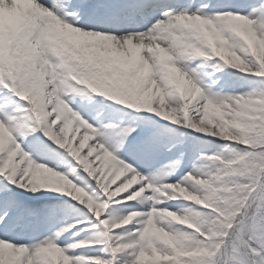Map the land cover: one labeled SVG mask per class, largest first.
<instances>
[{
	"label": "snow or ice",
	"instance_id": "obj_1",
	"mask_svg": "<svg viewBox=\"0 0 264 264\" xmlns=\"http://www.w3.org/2000/svg\"><path fill=\"white\" fill-rule=\"evenodd\" d=\"M0 264H264V0H0Z\"/></svg>",
	"mask_w": 264,
	"mask_h": 264
},
{
	"label": "rangeland",
	"instance_id": "obj_2",
	"mask_svg": "<svg viewBox=\"0 0 264 264\" xmlns=\"http://www.w3.org/2000/svg\"><path fill=\"white\" fill-rule=\"evenodd\" d=\"M208 71H212V69L211 70H208ZM217 75H222V74L221 73H217ZM221 84L223 85L225 91H232L234 89L235 91L239 92V91L244 90L242 88L241 84L238 81H235V80H233L232 78H230L228 76H224V80L221 81ZM176 134L177 135H182L183 132L182 133L179 132V133H176ZM201 139L204 140V139H207V138H201ZM217 143L224 144L223 141L215 140V141H212L211 145H202V147L205 150H213L212 149L213 146H215ZM198 147H199V145H198ZM220 150H216V151H220ZM161 159H163V157ZM194 160H195V157H193V161H191V163L187 164V167H185V171H187L191 167V165L194 162ZM182 171L183 170H181V169L178 170L176 176L171 177V179L178 178L180 175L183 174L184 171L183 172ZM56 196H57V194H51V193L46 194L44 196H39V194H38V197L40 199H51V200H55L56 199ZM64 199L68 200L69 198H64ZM149 203H151V202H149ZM145 206H147V205H145ZM158 206L159 207H168V208H173V209H179V208L185 207L186 204L183 201H169L166 204H161V205H158ZM117 207L119 208L120 211H128V210H130V207L127 206V205H124V204L118 205ZM136 207H139V205H136ZM69 222H71V220H69ZM81 238H84V237L82 236ZM85 251H87V250H85Z\"/></svg>",
	"mask_w": 264,
	"mask_h": 264
}]
</instances>
